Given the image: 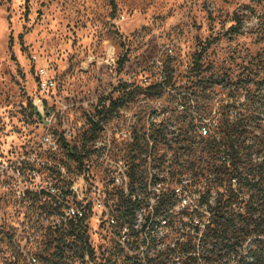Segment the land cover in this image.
I'll return each instance as SVG.
<instances>
[{
  "label": "rangeland",
  "instance_id": "1",
  "mask_svg": "<svg viewBox=\"0 0 264 264\" xmlns=\"http://www.w3.org/2000/svg\"><path fill=\"white\" fill-rule=\"evenodd\" d=\"M41 68L56 82L48 94L38 86ZM155 84L163 88L148 94L146 88ZM36 96L47 97L46 107L60 112L52 131L60 132L64 124L85 128L90 115L100 116L110 134L112 158H140L145 166L148 136L159 155L174 152L178 144L173 138L181 135L178 140H183L201 107L213 105V120L219 123L227 120L226 105L234 101L247 104L249 98L264 104V5L257 0H0V162L16 165L30 157L46 168L64 164L72 170L74 156L67 148L49 155L40 144L48 123L34 108ZM119 97L118 106L101 109V102L109 105ZM261 124L246 135L245 162L264 160ZM165 143L172 144V152ZM188 159L198 165L199 153ZM87 161L107 182L110 164L98 162L94 154ZM196 172L186 167L178 176ZM219 191L223 189H210L212 205ZM5 197L0 200L1 226L8 225L12 206L19 205ZM91 242L101 244L97 231ZM208 242L200 264L249 263L246 254L237 258L223 244L212 248L214 241ZM63 254L34 256L35 263L30 256L16 261L0 256V264L81 263L82 256H69L67 249ZM188 257L184 264H198Z\"/></svg>",
  "mask_w": 264,
  "mask_h": 264
},
{
  "label": "built area",
  "instance_id": "2",
  "mask_svg": "<svg viewBox=\"0 0 264 264\" xmlns=\"http://www.w3.org/2000/svg\"><path fill=\"white\" fill-rule=\"evenodd\" d=\"M257 1L264 5V0ZM39 78L43 94L56 87L43 68ZM47 99L36 96L33 100L37 114L48 123L40 144L49 155L65 146L74 149L75 167L69 170L64 164H56L46 168L45 162L40 165L30 157L16 165L0 162V200L6 196L19 204L12 206L8 225L0 224V256H12L14 261L30 256L29 261L35 263L38 258L34 256H64L67 249L69 256H82L80 264H184V256H194L198 264L202 263L208 241H214L212 248L218 243L207 239L211 208L216 205L209 197L212 186L217 187L214 175L193 168L199 173L178 176L186 167H169L176 149L167 143L174 152H164L165 166L158 168L156 158L162 155L150 136L144 144L145 166H141L140 158L113 159L110 134L100 116L90 115L85 128L64 124L60 132L52 131V122L58 120L56 114L60 112L49 110ZM198 130L201 136H208L206 127ZM180 137L177 135L172 143L177 144ZM91 154L107 167L110 164L109 176L105 174L107 182L91 170L87 161ZM155 177L159 179L156 183ZM172 179L176 182L169 190L166 185ZM93 231L101 235L98 246L91 242Z\"/></svg>",
  "mask_w": 264,
  "mask_h": 264
},
{
  "label": "trees",
  "instance_id": "3",
  "mask_svg": "<svg viewBox=\"0 0 264 264\" xmlns=\"http://www.w3.org/2000/svg\"><path fill=\"white\" fill-rule=\"evenodd\" d=\"M237 25L241 26V21ZM239 29L240 27L236 31H240ZM162 88L163 84H155L146 88V92L155 95ZM122 100L119 97L109 105H102L101 109L109 111ZM246 103L238 104L234 101L226 105L227 120L223 118L219 123L213 120V105L201 107L189 122L183 140L176 139L177 144L183 141L186 143L177 146L169 167L199 169L200 164H205L202 171L212 173L214 185L223 189L219 192L216 205L211 208L213 216L207 239L217 240L227 248V253L237 258L246 254L250 259L248 264H264V160L258 164L251 160L245 162L242 152L246 135H252L262 128L264 104L251 102L249 98ZM93 125L98 126V123ZM201 127L209 130L207 137L195 132ZM262 140L264 141V131ZM65 147L71 155L74 154V149ZM197 153L200 160L198 165L196 161L188 159ZM204 156L206 159L202 158ZM165 157L162 155L156 158L158 168L165 166ZM182 158L185 160L180 162ZM158 181L155 177L154 182ZM247 243L248 250L245 247Z\"/></svg>",
  "mask_w": 264,
  "mask_h": 264
}]
</instances>
